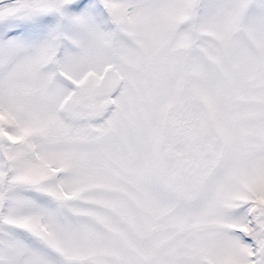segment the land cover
Returning a JSON list of instances; mask_svg holds the SVG:
<instances>
[{
  "label": "snow or ice",
  "instance_id": "obj_1",
  "mask_svg": "<svg viewBox=\"0 0 264 264\" xmlns=\"http://www.w3.org/2000/svg\"><path fill=\"white\" fill-rule=\"evenodd\" d=\"M0 264H264V0H0Z\"/></svg>",
  "mask_w": 264,
  "mask_h": 264
}]
</instances>
